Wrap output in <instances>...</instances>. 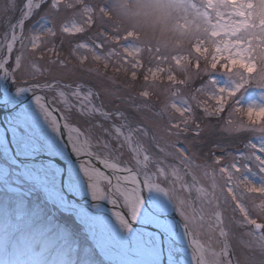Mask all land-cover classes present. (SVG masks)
<instances>
[{
	"label": "snow or ice",
	"instance_id": "obj_1",
	"mask_svg": "<svg viewBox=\"0 0 264 264\" xmlns=\"http://www.w3.org/2000/svg\"><path fill=\"white\" fill-rule=\"evenodd\" d=\"M158 2L175 10L173 28L190 38L187 47L169 49L143 43L139 33L125 30L111 19V6L105 0H24L18 19L9 23L0 40V74L11 75L16 81L36 80L41 75L36 60L43 59L44 48L58 56L55 46H49L58 34L82 35L95 27L91 42L77 43L73 56L82 66L90 60L94 67L88 71L97 75L102 70L106 74L111 67L114 74L128 78L129 88L135 87L142 75L143 84L137 93L141 103L134 105V111L150 112L155 121L133 123L119 108L108 111L103 103H94L100 92L91 87L83 83L62 85L70 90L58 92L66 111L78 107L83 116L121 121L113 122L110 128L95 125L110 139H98L93 144L91 130L85 135L67 123L65 116L63 127L68 140L77 154L86 158L82 159L84 172L93 198L107 199L121 209L130 208L135 216L145 187L164 192L182 217V238L191 236L194 264H264V105L245 108L237 98L250 85L264 89V0ZM17 6L18 0H9L4 11H16ZM37 16L43 22L39 30L26 31V24ZM52 63L68 68L64 60ZM221 69L235 77L231 89L219 87L211 78L206 87H189L201 76L211 77ZM108 78L113 82L116 79L115 75ZM54 81L37 83L32 88H61L60 77H54ZM69 95L76 104L69 102ZM105 95L114 93L105 90ZM153 96L163 97L155 112ZM37 103L46 110L53 126L61 128L40 97ZM197 109L202 111V119L220 120L223 131L230 135H260L246 140L236 152L223 144L214 145L211 162H197L192 142L187 140L190 131L195 137L203 131ZM111 141H116L118 148H113ZM153 146L160 155L152 151ZM125 147L134 162L120 159V149ZM169 158L177 163L166 164ZM193 191L195 198L191 196ZM227 210L231 216L226 215ZM120 214L125 213L121 210ZM232 225L244 229L242 235L247 237L241 241L246 251L235 259L230 245L235 237ZM198 236L206 237L207 242L202 243Z\"/></svg>",
	"mask_w": 264,
	"mask_h": 264
},
{
	"label": "rangeland",
	"instance_id": "obj_2",
	"mask_svg": "<svg viewBox=\"0 0 264 264\" xmlns=\"http://www.w3.org/2000/svg\"><path fill=\"white\" fill-rule=\"evenodd\" d=\"M23 2L24 0H18L16 11L9 10L5 12L4 9L8 7L9 0H0V40L3 39L4 33L8 31L9 23H14L18 19L19 7ZM65 22L67 21L65 20ZM41 23L43 22L40 21L39 16L34 17L26 24V31H38ZM95 32L96 28L94 27L91 31L85 32L82 35L68 36L58 34L49 45L55 46L58 56L49 53L47 47H45L43 59L37 57L36 62L37 66L41 69V75L36 80L28 81L22 79L16 81L9 75L6 78L7 87L12 91L22 86L55 82L54 77H60L61 88L44 91L49 95L53 104L62 111L64 116H67L69 122L71 120H78L81 122L80 125L85 126L88 121L94 120L99 121L100 124H104L107 128H110L113 123L112 121H104L98 116H83L79 113L78 107L73 108L71 111H66L65 104L58 95L60 90H64L65 92L70 91L62 88L64 83H72L73 85L83 83L86 88L91 87L93 91L100 92V95L95 98L94 103L98 106L103 103L104 108L108 111H114L119 108L128 115L133 123L140 121L154 122L155 118L152 113L134 111V105L141 103L140 99L137 98V93L141 90V85L143 84L142 75L135 82V87L129 88L127 86L128 78L120 73L114 74L111 67L107 70L106 74L102 70L101 74L97 75L94 71H88L89 68L94 67L90 60L82 66L78 63L76 57L73 56L75 45L84 41L91 42L90 38H94ZM14 57L15 52L13 53V60ZM57 60L66 61L68 68H63L59 63H52V61ZM145 60H147V57H145ZM147 66L146 63L145 67ZM113 75L116 77L114 82L108 78ZM204 77H206L205 80L203 79ZM210 78L216 80L219 87L229 89L233 87L235 82L234 76L223 73L221 69L219 72L212 73L211 77L207 75L201 76L193 81L189 87H206ZM32 90L35 89L33 88ZM105 90L114 93V95H105ZM237 98L241 106L245 108L250 104L257 106L264 105V89L250 85L243 89ZM68 99L72 104L77 103L70 95ZM162 99L163 97H152L153 112L160 108ZM196 111L198 122L201 123L203 131L200 137H195L190 131L187 140L192 142L191 148L197 154V162H211V157L214 154V145L223 144L228 146L229 151L236 152L243 147V143L246 140H254L255 137L260 135V133L253 132H245L239 136L230 135L223 131V124L220 128L216 127L217 124L214 122L216 118L214 120L212 118L202 119V111L200 109ZM39 113L46 120V126L53 128V124L44 109L39 107ZM225 114L227 115V113ZM163 120L166 121L167 117L165 116ZM119 123L121 121L117 122V124ZM32 134L42 141L35 129ZM96 141L92 139L93 143H96ZM206 141H210L209 147L206 146ZM113 147L118 148L114 143ZM152 151L160 155L155 146L152 147ZM130 153L129 151L127 155L130 156ZM120 155V159H122L123 154L120 153ZM132 160L133 157H131ZM165 163L177 162L169 158L165 160ZM26 169L29 170V167H25ZM50 173L52 176H55V170L52 167L50 168ZM186 179L191 183L190 176L186 177ZM162 186L164 185L162 184ZM191 196L195 198L196 193L193 191ZM164 197L169 199L167 195ZM64 198L66 197L64 196ZM169 201L173 205L175 213L182 220L176 205L170 199ZM249 208H251V205H249ZM64 210L61 203L49 201L46 193L32 183H29V181H25L21 175L19 164L13 162L0 150V264H12V262H15V264H31V260L34 258H38L40 264H110L93 247L89 231L84 224L85 221L83 220L82 222L79 219L82 224L78 223L76 220L77 215L74 211L67 213ZM226 215L231 216V211L227 210ZM236 218L239 219V216L237 215ZM232 230L235 233V237L231 239L230 245L235 259L246 251L242 247L241 241L242 239H247V237H243L242 234L245 230L242 228L232 225ZM117 232L120 233L119 231ZM198 239L202 243L207 242L206 237L198 236ZM177 248L181 250L179 247ZM182 258L183 256L180 255V260Z\"/></svg>",
	"mask_w": 264,
	"mask_h": 264
},
{
	"label": "bare ground",
	"instance_id": "obj_3",
	"mask_svg": "<svg viewBox=\"0 0 264 264\" xmlns=\"http://www.w3.org/2000/svg\"><path fill=\"white\" fill-rule=\"evenodd\" d=\"M6 78L7 77H5L3 74H0V80H1V83L4 87V92L7 95L5 97L10 98L8 88L6 87ZM35 103L37 105L41 106L40 103H37V99L35 100ZM42 103H44V102L42 101ZM22 118L24 121L23 124H29L31 127H33L32 129L40 131L42 128H45V126H46V125H44V118H42L41 114L38 113L37 111H34V110L27 111V112L23 113ZM32 122H34V123H32ZM4 138L5 137H4L3 133L0 131V149L3 150L4 153L7 152L10 154L9 147H8L6 140ZM11 160L13 161V159H11ZM23 174L28 180L38 183L41 186V188H43V189L49 190L47 193L49 201L50 200L53 202L57 201L58 203H60V201H61L63 203L62 205L64 206V209H69L70 211H74L76 213V215L78 216V218L80 220H82V222L84 220L85 223H87V228H88L90 237L93 236L92 235L93 230L95 231V230H97V228L104 229V227L108 226V224H110V223H111V225L113 224L114 218H110L111 221H108V220H106L107 217L106 216L104 217V215H102L101 216L102 219L96 220L98 222V225L96 222H94L95 225L93 226L94 227V229H93L90 222H89L90 221L89 219L91 217L97 218L98 217L97 213L93 214L94 211H92V212L90 210L87 211V210H85L86 208L84 209L83 207H80V206H78V208H75V206H77L76 204H73V203L69 202L66 198H64V196L61 194V192L58 190V187H57V185L59 183L60 173L57 171L55 176L50 175L48 162L37 161V162L30 165L29 170L28 169L23 170ZM71 179L72 180L74 179L75 182H74V180L72 181ZM71 179L68 178V181L69 182L71 181L73 183V186L71 185V183L69 185V187H71V188L75 187L76 183L80 184L82 181L81 178H72L71 177ZM89 186H90V181H89ZM147 191L151 196H153V199H155L154 200L155 205L157 207L158 206L162 207L164 202L162 201L161 195L163 197V196H165V193L164 192H157L155 190H149L148 188H147ZM89 195L93 197L90 187H89ZM165 199H164V201L166 202ZM92 210H95L96 212L98 210L114 212L112 210H107L106 208H104L102 206H96ZM118 215H120V214H118ZM146 215L149 217L148 213ZM137 217L141 218L140 216H137ZM151 221H152V219H151ZM169 226H171V227H169ZM163 230L167 234H169V235L173 236L175 239H177V241L180 243V249L181 250L178 249L176 251L177 252L178 251L184 252V258H182L180 260L181 264H190V262H192V264H194L193 249H192V246L190 244L191 236H187V237L182 238L181 234L183 231H181L180 227L175 223V221H173L171 219H168L164 223ZM96 238L100 241L102 253L105 257H108L111 259H117V260L121 261V263H125V264H140L137 261H133L127 257H124V255H120L119 253L112 251L111 249L104 248L105 245L102 241L105 242V240H104L103 236L100 235V233L98 231H97V235L95 236V239ZM106 238L112 244L120 242L119 237H115V239H111V237L109 238L108 236H106ZM150 252L153 254L154 257L160 256L159 253L156 251V249H152V250H150ZM159 258H161V257H159ZM141 262H145V261L142 260Z\"/></svg>",
	"mask_w": 264,
	"mask_h": 264
},
{
	"label": "clouds",
	"instance_id": "obj_4",
	"mask_svg": "<svg viewBox=\"0 0 264 264\" xmlns=\"http://www.w3.org/2000/svg\"><path fill=\"white\" fill-rule=\"evenodd\" d=\"M105 3L111 6V19L123 29L139 33L143 43L169 49L187 47L190 38L174 30L176 12L165 3L158 0H105ZM31 264L40 261L34 258Z\"/></svg>",
	"mask_w": 264,
	"mask_h": 264
},
{
	"label": "water",
	"instance_id": "obj_5",
	"mask_svg": "<svg viewBox=\"0 0 264 264\" xmlns=\"http://www.w3.org/2000/svg\"><path fill=\"white\" fill-rule=\"evenodd\" d=\"M17 91H13L12 92V95L14 97L17 96ZM5 96H7L5 94ZM11 100L12 98H10V100H8L6 97H4L2 100H0V131L3 129L4 131V134H5V137L7 139V142L9 144V147L12 151V155H13V158L18 161L21 165V168L24 166V163H25V160L20 158L17 153L14 151V148L12 146V143H13V139L11 137V134L9 132V126H12V123H10V121L8 120L9 117H12L15 113V110L16 108H12L10 107V103H11ZM20 106L23 105V102L19 103ZM28 159H26L27 161ZM36 160H41V161H48L50 160L52 163H54L57 167H60L62 169V175H61V189L62 191L68 196L69 199L73 200L76 204H81V202L77 199L74 198V196L69 193L66 189V186H65V174H66V171H65V162H63L62 160H60L58 157H52L49 155V153L45 152V154L43 156H41V158H38V159H34V162ZM33 161V159H32ZM27 180V179H26ZM29 181V180H27ZM29 183H34V185H36L37 187H40L38 183H35V182H32V181H29ZM99 201H94L92 203H97ZM103 204L107 205V203H104L102 202ZM127 220L128 222L131 223V225L133 226L134 229L136 230H139V227L141 228H148L150 229L151 231H153L154 233H156L157 235H159L160 239L162 240L163 244L161 246V253L163 255V262L162 263H156V264H167V257H166V246H165V239L167 238V235L161 231H159L158 229L156 228H153L151 225H149L148 223H141L139 225L133 223L129 216H127ZM172 239V238H171ZM173 243L177 244V242L172 239ZM95 246L96 248L98 249V251H100L99 249V246H98V243L97 241H95ZM117 264H119L118 262H115Z\"/></svg>",
	"mask_w": 264,
	"mask_h": 264
},
{
	"label": "trees",
	"instance_id": "obj_6",
	"mask_svg": "<svg viewBox=\"0 0 264 264\" xmlns=\"http://www.w3.org/2000/svg\"><path fill=\"white\" fill-rule=\"evenodd\" d=\"M224 116L226 117L225 114H224ZM212 120H214V118H212ZM214 122H216V124H217L216 127H217V128H220V126L222 125V122H221L220 120H217V119H216V120H214ZM205 143H206V146L209 147V143H210V141H206ZM204 150H205V148H204Z\"/></svg>",
	"mask_w": 264,
	"mask_h": 264
}]
</instances>
